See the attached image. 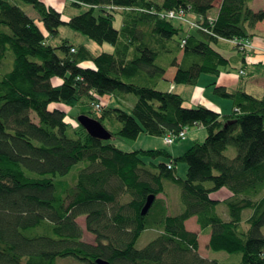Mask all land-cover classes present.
<instances>
[{
  "label": "trees",
  "instance_id": "1",
  "mask_svg": "<svg viewBox=\"0 0 264 264\" xmlns=\"http://www.w3.org/2000/svg\"><path fill=\"white\" fill-rule=\"evenodd\" d=\"M66 1L60 12L45 0H0V264L68 258L86 264H226L202 256L199 234L186 226L194 217L210 236L212 252L239 256L236 264H264V97L217 86L214 93L236 106L222 117L205 106L186 108L181 95L158 89L171 76L175 84L191 86L202 75L219 77L230 66L218 50L223 41L249 56L241 44L252 41L264 9L254 10V0H221L218 8L217 0ZM24 5L43 23H59L70 7L84 9L68 15L66 25L101 52L69 39L56 42L55 29L43 31ZM181 9L192 15L195 28L165 18ZM239 73L249 76L245 68ZM128 95L138 97L128 110L94 109L106 97ZM52 105L100 121L112 139L165 137L197 124L208 136L182 157L157 165L153 159L171 155L123 151L79 123L71 137L68 111ZM107 121H117L119 130H110ZM231 146L237 149L233 159L226 155ZM180 161L188 164L185 180L174 174ZM165 178L182 190L181 214L171 215L162 197ZM224 188L232 196L214 200ZM80 217L95 244L84 241ZM148 230L157 236L139 249Z\"/></svg>",
  "mask_w": 264,
  "mask_h": 264
},
{
  "label": "rangeland",
  "instance_id": "2",
  "mask_svg": "<svg viewBox=\"0 0 264 264\" xmlns=\"http://www.w3.org/2000/svg\"><path fill=\"white\" fill-rule=\"evenodd\" d=\"M46 3H50V5H52L53 7H55L56 9H60L62 10V12L65 10V6L67 4L66 0H45ZM221 3V0H217L216 2V8L219 7ZM24 9L28 12L29 15H31L33 18L37 19L38 23L40 24V26L44 29V31L48 34L50 32V30L55 29V33H57L58 37L56 38V42H60L62 39H69L73 44H80V45H86L88 48H90V50H92L95 54H98L101 52V49L98 44H96L94 41L90 40L87 36L83 35L82 33L75 31L73 29H71L69 26L66 25V22L68 21L67 16L70 14H80L81 12H83L84 9H78V8H74V7H70V10H68L66 12V16L62 18V20L58 23L55 21H48V22H40L39 21V16L38 13L31 7V6H26L24 5ZM264 9V0H257L256 4H255V10L260 11ZM216 11V9L214 10V12ZM175 23H179L178 21H175ZM50 29V30H49ZM233 52V51H232ZM87 66V65H85ZM169 76H171V74H169ZM204 77H207L208 79H218L219 77L217 76H213V75H202ZM205 81V80H204ZM245 81V80H244ZM261 82L264 83V79L261 80ZM53 83L55 85H58L61 83V80L59 79H55L53 81ZM170 85H175L176 87H178L179 89H181L182 94H183V98L186 100L185 104H186V108H195L198 107V104L196 102V99L198 97V93L199 91H197L198 87H202L204 88L205 82H198L197 85L191 86V85H180V84H171L168 81L164 80L162 81L159 86L158 89L160 90H164V88H168L170 87ZM218 85H215V87H217ZM212 90V93H207V96L209 97L210 95H213L212 97H215L214 99H218V101L221 103H228V101H230L229 99H224L221 98L219 96H217L214 93V88L211 86L209 87ZM173 92V91H171ZM259 97H263L264 91H261V94L257 93ZM215 95V96H214ZM131 98L128 99L129 102H131V105H121L118 102H116V100H112L111 102V107L114 108H122V109H126L128 110L129 108H131L130 106H134V104L137 102L138 97L135 95H128ZM207 97V98H208ZM51 108H61L64 109L66 111H68V122L70 124V130H69V135L71 137H73V129H75L78 126V114H79V110L77 108L75 109H69L66 106L63 105H52ZM33 117L36 119L35 115H33ZM77 117V118H76ZM37 121V120H35ZM106 125L108 126V128L112 131H117L120 128V124L117 121H107ZM194 128H201L204 129L203 127H201V125H194L192 128H189L188 133H189V137H187L186 140L184 141H178L176 142L174 145H167L164 141V137H159V136H150L147 134H141L137 139H126V138H122V137H116L111 141L112 144L116 145L118 148H120L123 151H139V150H162L167 152L168 154L171 155L172 158L167 157L166 155H161L156 159H153L152 161L159 165L161 163L164 164H168L171 161H173L174 158H180L182 157L193 145L195 142H204L208 136V133L205 131L206 133V137H201L199 139H192L193 135V131L191 132L190 130L194 129ZM197 140V141H196ZM189 144V147H186V145ZM175 152L177 153H174ZM226 155L233 159L237 156V149L233 146H231L229 148V150L226 152ZM151 161V160H149ZM85 165L84 162L76 165L74 167V169L72 170V172L66 177L67 180L72 181L73 177L75 176V174H77L78 170H80L83 166ZM177 170L175 171V176H177L178 178L185 180L187 179V174H188V164L184 161H180L177 164ZM157 172H159V169H155ZM164 189H165V193L162 194V197L164 199H166V202L169 206V212L171 215H178L181 214L183 212V205L181 202V188L180 186L173 182L171 179H164ZM130 200L126 199V202H128ZM223 212V210H222ZM78 223L82 226V228L84 229V241L88 242L90 244H95V237L90 234L87 231L86 228V220L85 217H80L78 219ZM188 230L190 231H197V233L200 236V244H201V254L204 257H211L212 259H219L222 260L224 262H226V264H233L230 263L229 260V256L226 253H221V252H212L209 249V242H210V237L209 235H204L201 233V228L200 225L198 224L197 218H194L192 220L189 221L188 224ZM264 232V229H263ZM157 236V232L154 230H148L145 231L143 233V235L141 236V238L139 239L138 243H137V247L139 249H143L144 247H146L151 241H153ZM228 258V260H227ZM232 261L234 262V264L239 262V256H231L230 258ZM58 264H86L84 262H81L75 258H68V259H60L58 260Z\"/></svg>",
  "mask_w": 264,
  "mask_h": 264
},
{
  "label": "crops",
  "instance_id": "3",
  "mask_svg": "<svg viewBox=\"0 0 264 264\" xmlns=\"http://www.w3.org/2000/svg\"><path fill=\"white\" fill-rule=\"evenodd\" d=\"M256 2L257 0H254L253 2L254 10H255ZM58 11L61 12L62 10L58 9ZM254 33L255 36L253 37L252 42L255 47V50H253L249 54V56H245L244 54L238 52L230 42L223 41L218 45V50L230 61V66L224 68V71L217 80L208 79L207 77L201 76L199 82L200 84L201 82H205V85L204 88L202 87L197 88V91H199L198 97L196 99L198 106H205L208 109L221 114L222 117L231 115L235 112L236 106L232 100L228 101V103H222V102L220 103L218 99L216 100L214 99L215 97H212L213 95H210L209 97L207 96V93L210 92L212 93V90L209 87L212 86L214 88L215 85L225 86L230 92H237L243 90L258 98L264 97V94L263 97L257 96L258 95L257 93L261 94V91H264V83L261 82V80L264 79V22L260 23L256 27ZM242 68L246 69L247 73L249 74L248 76L249 78L247 76H240L239 71ZM166 81H168L171 84H175L173 82L172 76L170 78H167ZM163 91L165 92L173 91V93L179 94L183 97L181 89H179L175 85H170V87L164 88ZM130 98H131L130 96H125V97L110 96L104 98L102 102L106 106H111L112 100H116V102H118L119 104L131 105V102H129L128 100ZM130 107L132 108V106ZM203 128L204 129L201 128L199 129L194 128L193 130L191 129L190 131L191 132L193 131L192 139H199L201 137H206V133H205L206 129L205 127ZM188 137H189V133H188ZM186 147H189V144L186 145ZM174 153L177 152H175L174 150ZM177 169L178 168L176 167V170ZM231 196L232 193L225 188L212 195L213 199L217 201H224L230 198ZM223 212L226 211L223 209ZM194 218H191L190 220ZM190 220H188L186 223L187 228ZM193 232L197 233V231H193Z\"/></svg>",
  "mask_w": 264,
  "mask_h": 264
},
{
  "label": "built area",
  "instance_id": "4",
  "mask_svg": "<svg viewBox=\"0 0 264 264\" xmlns=\"http://www.w3.org/2000/svg\"><path fill=\"white\" fill-rule=\"evenodd\" d=\"M165 18L170 19L171 21H179L181 23H184L188 26H190L191 28H195L196 24L195 21L192 17V15L187 12V10L185 9H181V10H177V11H169L166 15ZM242 47V51H244L245 53H247L248 55L255 50V47L253 45L252 41H245L242 42L241 44ZM241 75H245L244 71H241ZM102 105H105L103 103L101 104H96L94 105V109L97 112H101L103 107ZM200 125V124H197ZM203 125H201L202 127ZM188 130L189 128H186L178 133H169L164 137V141L167 145H174L176 142L178 141H184L187 139L188 137ZM170 169L172 168L171 165L169 167Z\"/></svg>",
  "mask_w": 264,
  "mask_h": 264
},
{
  "label": "water",
  "instance_id": "5",
  "mask_svg": "<svg viewBox=\"0 0 264 264\" xmlns=\"http://www.w3.org/2000/svg\"><path fill=\"white\" fill-rule=\"evenodd\" d=\"M78 123L83 126L88 133L99 140L109 141L112 139V134L105 128V126L98 120L93 119L87 115H80L78 117ZM155 201V196L152 195L148 198L147 203L142 211L143 215H146ZM97 264H110L104 259H98Z\"/></svg>",
  "mask_w": 264,
  "mask_h": 264
},
{
  "label": "bare ground",
  "instance_id": "6",
  "mask_svg": "<svg viewBox=\"0 0 264 264\" xmlns=\"http://www.w3.org/2000/svg\"><path fill=\"white\" fill-rule=\"evenodd\" d=\"M175 10V9H174ZM171 11V10H170ZM107 261V260H106Z\"/></svg>",
  "mask_w": 264,
  "mask_h": 264
}]
</instances>
